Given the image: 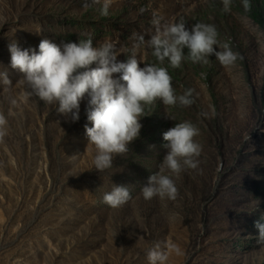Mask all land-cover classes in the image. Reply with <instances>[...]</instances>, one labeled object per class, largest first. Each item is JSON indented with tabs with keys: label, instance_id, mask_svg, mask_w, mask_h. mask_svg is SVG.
Wrapping results in <instances>:
<instances>
[{
	"label": "rangeland",
	"instance_id": "374dc122",
	"mask_svg": "<svg viewBox=\"0 0 264 264\" xmlns=\"http://www.w3.org/2000/svg\"><path fill=\"white\" fill-rule=\"evenodd\" d=\"M84 3L0 0L6 18L0 72L12 81L10 87L0 83V115L7 122L0 140V264H148L146 252L155 241L174 242L185 253L169 251L168 264H264V244L256 240V224L264 225V0H231L228 11L222 0H112L107 16L101 15L103 0ZM153 15L189 28L215 25L219 40L242 59L228 67L214 56L208 64L185 59L176 69L165 61L177 94L192 88L195 103L169 108L158 100L146 108L149 115L140 119L129 153L98 172L85 133V125L92 126L87 97L79 120L71 122L56 111L58 105L27 96L17 82L21 74L10 67L8 45L15 41L38 52L42 39L62 45L110 38L124 61L133 33L148 38ZM137 58L141 67L157 63L144 46ZM202 111L209 116H200ZM183 120L200 129L199 169L174 177L175 201H146L140 188L159 169L163 134ZM113 185L131 192L122 208L101 203Z\"/></svg>",
	"mask_w": 264,
	"mask_h": 264
},
{
	"label": "clouds",
	"instance_id": "9594fccd",
	"mask_svg": "<svg viewBox=\"0 0 264 264\" xmlns=\"http://www.w3.org/2000/svg\"><path fill=\"white\" fill-rule=\"evenodd\" d=\"M92 2L100 3V0ZM222 2L224 10L228 11L231 0ZM111 4L112 0H103L101 15H108ZM82 6H89L87 0ZM143 11L140 9L141 13ZM4 23L6 18L0 16V27ZM151 24L147 39L145 34H132L131 54L124 61L117 59L119 53L110 38L94 44L89 36L79 43L62 45L42 39L38 52L22 50L15 41L8 45L10 67L21 74L17 82L26 89L27 96H34L47 105H58L56 111L71 122L79 120L80 103L87 97L85 113L92 126L86 124L85 133L87 144L95 148L93 166L98 172L113 167L117 157L129 153V145L139 138L140 119L149 115L146 108L158 100L169 108H187L195 103L194 89L186 88L177 94L168 68L162 66L165 61L176 69L185 59L208 64L209 57L214 56L226 67L242 59L228 42L219 40L215 25L197 22L189 28L182 21L162 22L156 15H153ZM141 46L151 50L157 63L140 66L137 50ZM0 83L8 87L12 85L7 71L0 72ZM165 114L175 121L174 116ZM199 115L208 117L209 113L202 111ZM6 123L5 117L0 115V140L6 135ZM199 135L200 129L190 120L176 122L163 134L166 143L162 147L166 152L158 171L151 174L146 185L140 188L144 200L154 197L170 201L177 199L179 191L174 177L186 170L199 169L203 150V145L196 139ZM131 198L128 186L113 185L110 191L103 193L101 203L118 209ZM256 227L259 231L257 243L264 244V225L257 223ZM169 251L178 257L185 255L174 242L155 241L146 252L148 264H168Z\"/></svg>",
	"mask_w": 264,
	"mask_h": 264
},
{
	"label": "water",
	"instance_id": "95a60500",
	"mask_svg": "<svg viewBox=\"0 0 264 264\" xmlns=\"http://www.w3.org/2000/svg\"><path fill=\"white\" fill-rule=\"evenodd\" d=\"M214 194H215V191L213 192V195L211 196V198H213V196H214ZM210 198V199H211ZM210 199L208 198L207 200H206V204L210 201ZM38 218V213L34 216V218H33V220H32V222L31 223H33L36 219ZM30 223V224H31ZM29 224V225H30ZM29 225H27L25 228H23L21 231H19V233H18V236L17 237H19L20 236V234L23 232V230H25V229H27L28 227H29ZM1 248V247H0Z\"/></svg>",
	"mask_w": 264,
	"mask_h": 264
},
{
	"label": "bare ground",
	"instance_id": "6f19581e",
	"mask_svg": "<svg viewBox=\"0 0 264 264\" xmlns=\"http://www.w3.org/2000/svg\"><path fill=\"white\" fill-rule=\"evenodd\" d=\"M220 178H221V175H220L219 178H218V181H217L218 183H219V181H220Z\"/></svg>",
	"mask_w": 264,
	"mask_h": 264
}]
</instances>
